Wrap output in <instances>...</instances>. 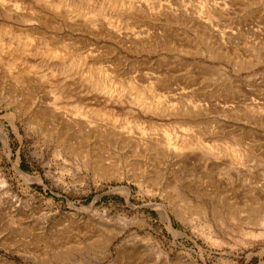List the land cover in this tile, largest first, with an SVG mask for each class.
Returning a JSON list of instances; mask_svg holds the SVG:
<instances>
[{
    "label": "rangeland",
    "instance_id": "374dc122",
    "mask_svg": "<svg viewBox=\"0 0 264 264\" xmlns=\"http://www.w3.org/2000/svg\"><path fill=\"white\" fill-rule=\"evenodd\" d=\"M115 1L0 0V264H264V0Z\"/></svg>",
    "mask_w": 264,
    "mask_h": 264
},
{
    "label": "bare ground",
    "instance_id": "6f19581e",
    "mask_svg": "<svg viewBox=\"0 0 264 264\" xmlns=\"http://www.w3.org/2000/svg\"><path fill=\"white\" fill-rule=\"evenodd\" d=\"M114 2L116 3V1L114 0ZM51 4L53 5V7L54 6H59L60 4L59 3H56V2H51ZM17 5V4H16ZM155 5V4H154ZM156 5H158V4H156ZM149 6V5H148ZM169 6V5H168ZM156 7V6H155ZM154 7V8H155ZM39 33V32H38ZM7 35H10L12 38H14L17 34H15L14 33V30H12V28L9 26V27H7L6 25H0V49L2 48V46H1V44H2V41L6 38V36ZM32 37L33 36H31V34H29V33H27L26 34V41H25V43H29L30 42V40L32 39ZM8 43H10V42H8ZM19 44H20V42H19ZM24 46V45H23ZM45 46H46V49L44 50V54H46V55H50V56H57V55H61V54H59L58 53V51H56L55 50V48L56 47H53L52 45H48L47 43H45ZM3 50V48L0 50V51H2ZM7 65H9V67H10V63L9 62H7ZM128 86V85H127ZM165 89V88H164ZM61 94V93H60ZM59 94V95H60ZM136 100H137V102L138 101H143L146 105H147V107L148 108H152V106H155L156 105V101L154 102V101H151V102H148L146 99H143V94H137L136 95ZM146 100V101H145ZM186 101V100H185ZM253 101V100H252ZM248 102H250V101H248ZM186 103V102H185ZM219 104V103H218ZM190 106H188V108H189ZM223 107V106H222ZM221 107V108H222ZM228 107V106H227ZM232 107V106H231ZM184 108V107H183ZM182 108V109H183ZM76 109V108H75ZM185 110V109H184ZM74 111V113L75 114H78L79 113V111H78V109H76V110H73ZM72 111V112H73ZM102 111V110H101ZM229 111V110H228ZM81 112V111H80ZM252 112V111H251ZM188 113V112H187ZM264 113V112H263ZM40 114V113H39ZM42 115H43V113H41ZM95 114V113H94ZM98 114V113H97ZM100 114V113H99ZM98 114V115H99ZM111 114V113H110ZM250 114V113H249ZM256 114V113H255ZM104 115V114H103ZM185 115V114H184ZM38 116V115H37ZM41 116V115H40ZM107 117V116H106ZM43 118H44V116H43ZM42 118V116L40 117V119H43ZM253 118V117H252ZM91 120V119H90ZM111 121H112V119H111ZM61 122V121H60ZM59 122V123H60ZM60 124H62V123H60ZM73 124H75V126H77L76 125V122L74 121L73 122ZM66 125V124H65ZM126 125V124H125ZM68 128H70L69 127V125H66ZM73 126V125H72ZM66 127V128H67ZM65 128V129H66ZM64 131V130H63ZM62 132V131H61ZM62 136H63V132H62V134H61ZM62 136H60V137H62ZM0 137H1V139H2V141H3V144L5 145V147H9V140H8V137H7V134L2 130V126L0 125ZM88 137V136H87ZM164 137H166V136H164ZM157 142V141H156ZM164 143L165 145H167L168 147L169 146H174L175 147V145H174V142L172 143V141H170V140H168V138H167V140H165V141H159V143ZM151 143H153V142H151ZM160 143V144H161ZM189 143V142H188ZM154 145V144H153ZM153 145H148V146H150V147H153ZM156 145V148L158 147L157 146V144H155ZM154 145V146H155ZM159 145V144H158ZM194 145V144H193ZM192 145V146H193ZM196 147H202V146H205L206 144H203V142H196ZM160 147H161V145H160ZM163 147H166V146H163ZM84 148V147H83ZM85 149V148H84ZM84 149L82 150V152H84ZM209 149V148H208ZM211 150V149H210ZM86 152H87V150H86ZM163 156V155H162ZM88 159V158H87ZM85 160H86V158H85ZM18 162V161H17ZM99 162H100V160H99ZM14 168H15V170L21 175V176H23V177H25L26 179H33V177L32 176H30L29 174H27L24 170H22V168L20 167V165H19V163H15L14 164ZM0 176H3L4 177V175H3V173L0 171ZM2 177V178H3ZM7 185H8V183H7V181L6 180H4V179H2V186L5 188V187H7ZM124 188V187H123ZM123 188H121V189H123ZM125 189H127V188H125ZM124 190V189H123ZM9 191V190H8ZM7 191V193H8V196H7V201H6V205L9 207V208H11V207H13V205H14V203L15 202H17V201H20V198L18 197V195H16V194H14V195H12V193L11 192H8ZM127 192V191H126ZM129 192V191H128ZM127 192V193H128ZM176 192H177V190H176ZM179 192V191H178ZM178 197V196H177ZM261 197V196H260ZM1 203V202H0ZM19 203V202H18ZM2 207V206H1ZM157 208H158V210H159V213L161 214V216H162V218L164 219V220H166V221H168L170 224H171V218H170V214H169V210H168V208L164 205V204H158V206H157ZM214 210V209H213ZM216 213V212H215ZM256 221V220H255ZM245 222V221H244ZM68 232V231H67ZM259 232V231H258ZM60 233H62V232H59V234ZM64 233V232H63ZM58 234V235H59ZM60 236V235H59ZM91 236V235H90ZM110 236V235H109ZM56 238V237H55ZM134 238V237H133ZM106 240V239H105ZM145 240V239H144ZM55 241V240H54ZM60 240H58V244H61L60 242H59ZM63 242V241H62ZM102 242V241H101ZM64 243V242H63ZM136 243V242H135ZM107 245L109 244L108 242L106 243ZM64 245V244H63ZM137 246V245H136ZM67 247V246H66ZM93 248V247H92ZM94 249V248H93ZM119 249V248H118ZM126 250L128 251V254H129V257H130V259H132V260H134V259H136L137 258V254H139V253H141V250H137V249H134V252L132 251L131 252V250H129V249H127L126 248ZM73 251V250H72ZM69 253V252H68ZM122 254V253H121ZM124 254V253H123ZM168 256V255H167ZM144 257V256H143ZM193 257V256H192ZM184 258V257H183ZM123 259V258H122ZM121 259V260H122ZM167 259V258H166ZM118 260V259H117ZM124 260V259H123ZM184 261H185V263L186 264H196L195 263V261H193L190 257L188 258V257H185L184 258ZM124 262H125V260H124ZM123 264V263H122Z\"/></svg>",
    "mask_w": 264,
    "mask_h": 264
}]
</instances>
